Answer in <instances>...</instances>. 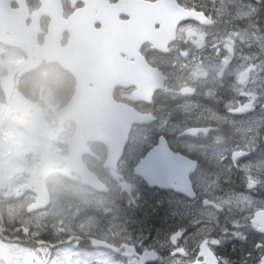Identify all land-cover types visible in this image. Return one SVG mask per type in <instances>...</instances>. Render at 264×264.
Listing matches in <instances>:
<instances>
[{"label":"flooded vegetation","instance_id":"af4514ba","mask_svg":"<svg viewBox=\"0 0 264 264\" xmlns=\"http://www.w3.org/2000/svg\"><path fill=\"white\" fill-rule=\"evenodd\" d=\"M62 1L65 19L70 18L75 12H79L85 8L82 3L73 5L69 0ZM149 1L156 2L158 0ZM228 2L233 5V8H236L234 5L238 1L228 0ZM27 3L30 15L41 7V0H27ZM0 5L8 12L9 17L10 11H14L17 8L15 0H0ZM228 5L229 3H227ZM220 6L224 10L223 0H221ZM221 14L219 13V16ZM96 18H100V16L97 15ZM120 19L127 21L128 16L122 14ZM32 22L33 20L30 17L26 19L27 25H31ZM51 23L52 19L50 17L45 16L41 18V31L38 35L40 44L45 42ZM95 27L100 28V25L95 24ZM161 27L162 24L157 23L155 30H161ZM12 28L13 20L9 19L8 29L12 30ZM180 29L182 31L179 32V36L176 34L175 42L169 45L166 53L152 48L153 46L148 42L142 46V51L146 58L150 62H153L151 64L162 69L163 73L168 77L165 88L155 92L156 105L154 108L159 110L157 118L164 115V112L168 114V121L165 120L163 123L165 126H168L170 137L171 81L179 80L177 82L184 84L181 74L191 67L192 59L195 60L198 57L197 53L200 52L198 47L204 41L207 31L205 27L192 22L181 24L178 30ZM170 37L171 35L168 31V39ZM68 39L69 34L64 33L62 44H67ZM15 53V48L0 45V59L3 60L4 58L11 62H20L25 59V55H23L20 60L16 61ZM95 68V61L90 60L88 62L87 74L82 69H77V72L79 75L91 77L95 73ZM49 70L56 73L59 87L53 86L55 88V95L52 98L54 106L49 108L48 114L43 117V120L47 122L48 128L57 124L59 109L72 98L78 81L72 74L63 70L61 66L47 63H43L38 69L28 74L16 77V87L27 98V107L8 118H5L7 104L1 87V80L7 75V72L0 66V123L3 122L5 125H9L6 124L9 123L8 121H15L34 126L35 119L41 117L34 104L40 94V83L44 79L43 74ZM178 76L180 79H177ZM180 84L178 83L179 86ZM191 85L192 83L189 85V88ZM57 104H59V108L56 107ZM211 114L213 115L214 113L210 111ZM58 131L57 129L56 133H53L56 139ZM169 144L171 145V143ZM48 146L49 150L53 149L57 151L59 149L58 152L63 150V147L56 141H51ZM94 146L97 152L106 154L105 148L97 145ZM220 153L221 155L226 154L227 151ZM61 154L65 156L70 155L67 150ZM40 155L37 156L36 162L32 163V170L36 169ZM241 156L242 154L235 159L236 154L233 156L226 154L222 155L221 159H218L225 165H230L229 161H232L235 167L244 168L242 165L238 166L239 164H243ZM200 158L202 159L203 167L199 174L205 175L206 178L210 179L216 172L214 158H202L201 156ZM62 170L63 168L49 169L45 166L41 170L40 179L45 182L51 195L50 205L45 210H31L38 201L37 194L31 189V173L26 174L25 178H23L24 182L18 187L13 188L12 184L9 183L8 186L2 187L4 192H0V205H5L11 209L12 223L9 226V235L13 237L15 242L24 243L27 248L33 246L40 247L47 258L45 264L48 262L50 253H54L56 255L54 259H57L59 262L61 259L57 258L58 253L62 251L67 254L64 261L66 264H85L86 261L82 258L83 256L89 257L88 264H140L144 260L147 261L146 264H192L195 262L207 264L205 257L201 255V244L203 242H206L216 254L219 264L263 263L264 231L260 230L257 224L249 222L245 245L240 244L241 241L238 237L231 239L232 242L227 241L230 238L228 234L232 231L233 226L244 223L243 219L231 216L227 217L230 214L227 212L223 215H217V217L223 218H217L216 223L218 225L215 230L211 229L207 224L202 225L201 227L203 228L184 227L186 229L183 230L182 235L173 241L171 233L176 230V226L172 225L171 227V216H168L165 220L169 224L167 234L160 230L146 228V221L142 219L144 217L143 211L150 205L146 206L147 194L150 188L139 179V182L133 183L137 177L135 178L131 172H123V169H118L117 171L103 170L102 172H105V177L112 178V182L108 183L106 181V190L104 193L99 194L87 188L81 182L72 184L60 180ZM59 171L61 173H58ZM237 174V172H234L226 178L223 174L221 177L223 184L230 189L235 200L241 197V195L234 192L232 187L247 193L245 186L236 182V177L239 175ZM127 176H134V180L127 183L125 181V179L129 178ZM240 178L243 177L240 176ZM101 179L104 181L103 178ZM18 181L20 182V180ZM58 184H63L66 199L57 200L53 195V189ZM159 204L161 205V202L158 199H154L151 204L155 209L153 220H158L156 217ZM169 207L171 213V205ZM209 207L215 208L213 205H209ZM136 211L138 215L135 213ZM233 214L236 216L243 215L242 212H233ZM201 216L208 217L205 213H201ZM137 221L139 223L134 224ZM162 222L160 225H162ZM152 224L155 225V222ZM213 232L220 234L219 237L214 236ZM239 232L242 233L243 230ZM96 240L104 241L108 246L97 244ZM221 241H224L222 246L220 245ZM127 244L134 246V250L130 251L126 247ZM242 250H245L248 262L238 261L241 258ZM75 254H77V257H75ZM224 258L232 262L225 261Z\"/></svg>","mask_w":264,"mask_h":264},{"label":"water","instance_id":"95a60500","mask_svg":"<svg viewBox=\"0 0 264 264\" xmlns=\"http://www.w3.org/2000/svg\"><path fill=\"white\" fill-rule=\"evenodd\" d=\"M18 1L21 2V0ZM124 3L119 2L114 5V9L110 8V10H107L109 6H112L108 0H105V2L98 0L87 1L89 7L99 9L102 14H106L104 20L105 26L109 25L111 19L113 21L115 14L120 9H123V11L127 10V13L132 17L131 33L134 43H132L131 39H128L125 45L129 51H132L129 56L135 60H121V62H118L115 58L114 44L109 51L110 56L107 59V72L104 76V81L102 83L95 82L97 88L93 91L88 92L81 89L64 108V111H61V118H69L77 123V131L70 145L74 159H63V162H67L69 171L73 170L81 175L83 183L94 188L102 187V185L82 162L81 156L84 153L82 146L89 140L104 143L109 149L106 166L115 168L117 162L123 156L133 126L135 124H147L153 120L151 115L142 114L132 105L116 102L113 98L114 88L117 86H135L136 90L133 93V99L135 101H150L154 91L163 87L164 81V76H162L161 72L150 67L138 50L144 41L154 43L153 39L155 37L153 35L155 34L147 18L157 14L159 10L158 6L150 3L141 4V1H127L129 6H125ZM191 13H194V15ZM139 16L144 18L142 28L140 25V33L137 31L138 25L142 22ZM171 16L206 22L201 14L179 10L173 7V5H171ZM72 24L73 21L69 23V25ZM119 25L122 30L126 29L121 23ZM127 25L129 27L130 23H127ZM105 32L106 30L103 27L100 33L105 34ZM0 40L25 50L29 47L28 33L23 29L17 30L15 37H0ZM59 40V37H51V45L39 51V61L36 64L44 59L48 60V62H54L58 60V57L66 58L67 54L71 53L74 48H77L73 38L66 47L59 45ZM114 41L116 40L114 39ZM99 43L104 45L109 43V40H101ZM24 65L25 63L22 64V66ZM6 66L10 71V75L4 80L3 88L9 97L14 92V75L22 66L13 64H7ZM24 104V98L14 97L10 102L7 115H11L13 112L21 109ZM61 162L62 159L58 157L53 160L55 165H60ZM197 166V162L181 154L174 153L165 138L161 137L159 144L152 148L141 163L135 167V172L143 176L151 186H159L166 189L171 188L190 198H195L196 194L192 188L190 174L197 169ZM261 213H257V216ZM262 215L264 216V213Z\"/></svg>","mask_w":264,"mask_h":264},{"label":"rangeland","instance_id":"374dc122","mask_svg":"<svg viewBox=\"0 0 264 264\" xmlns=\"http://www.w3.org/2000/svg\"><path fill=\"white\" fill-rule=\"evenodd\" d=\"M231 46L232 44H229L227 40H219L216 41L212 47L208 49L204 48L206 52L204 56H198L194 61L195 68L186 71L185 75L190 77L192 82L198 83L199 81L204 82L210 80L211 74L221 75L227 71L229 74L235 75L238 78L244 71H251V76L246 82L239 83L238 81L236 84V87L241 89L240 98L236 101L238 104L237 109H240L243 115L237 117L236 114H234L235 117L233 119L235 122L244 124L245 126L243 127H246L245 130L249 129L250 132H248V134L252 135L249 143L250 147L246 148V150L249 151L252 143L255 144L258 137L264 136L262 134L264 126V45L260 46V49L253 50L251 54L247 56H234L232 53L235 54L236 49L235 47L231 48ZM224 50L226 52L225 55ZM209 68L212 70H209ZM187 90L191 92L190 88ZM51 103L52 106H54L53 100ZM16 128L14 129L13 125L4 126V124H0V189L4 186H8L9 183L12 184L13 188L18 187L24 182H18V180L23 179L25 175L30 172L35 157L39 155V153L46 151L45 144L49 145L51 141L59 142L67 139L65 129H58V137L56 139L53 133H56L57 129L52 127L45 132L44 135L41 133L39 137H34V134L38 132L29 133L23 127ZM63 133H65V135ZM244 133L247 134V132ZM41 137H43V139ZM236 144L239 147L234 146V150H241L240 148L244 149L241 144ZM231 145H233L232 139L224 138L221 140L216 139L214 147L215 151L222 152L227 149L230 150ZM26 153L28 154L26 155ZM258 154L260 156L264 155L260 149ZM246 160L248 161V159ZM259 160L263 163L261 166H264V157ZM249 161L253 162L252 158H250ZM261 166L258 170L256 167L254 168L253 172L256 173V175L260 173ZM198 178L201 180V182H199L201 186L214 184L216 187H219L215 177H212L210 181H207L204 175H199ZM250 183H255L256 185L264 187L263 184H261L262 180L255 177V175L254 178L250 180ZM251 189L254 190L253 193H258V191L255 190V186H252ZM221 195L229 198L231 200L230 203H232V200L235 201L234 205L239 209L246 207V209L253 210V208L261 204L264 205V197L259 195L245 194L235 200L233 194L228 189L221 191ZM212 196L215 197V193H213ZM204 212L208 214L214 213L212 210H205ZM77 254H75V257H77ZM66 255L67 254L63 251L58 253L57 258L59 260L61 259L58 262L57 259H54L56 255L50 253L47 264H66V262H64ZM82 258L86 261L85 264L89 263V257L83 256ZM46 259L42 249L38 246L29 247V249L26 250L8 242L6 239L0 238V264H45Z\"/></svg>","mask_w":264,"mask_h":264},{"label":"bare ground","instance_id":"6f19581e","mask_svg":"<svg viewBox=\"0 0 264 264\" xmlns=\"http://www.w3.org/2000/svg\"><path fill=\"white\" fill-rule=\"evenodd\" d=\"M237 1L238 2L234 5L236 6V8H233V5H231L230 2H228V0H223L224 13H222L219 16V19L221 20L220 26L224 27L226 31H232L233 33H235L239 37L240 41L242 42H243V39L241 37V33L245 29H252V28L254 29L255 27H257L258 39L256 42V49H260V46L264 45V19H263L264 12H262L264 10V0H237ZM226 2L229 3L228 6ZM215 88L218 89V87H215ZM190 89L192 91L191 97L190 98H180L178 101L179 109H177V111L174 114L175 116L173 118V121L176 127L177 125L180 124L184 128L194 126L196 128L201 129V128L206 127L207 125H211L215 128V133L212 136V138H216L221 133L225 138L232 139L233 143H238V144H243V145H248L250 143L252 135L248 134V132L250 131L249 129H246L247 130L246 131L245 130L246 127H226L225 128L221 125L220 111L218 110V108H214V107L211 108L210 111L213 112L214 114L213 115L211 114L207 120L197 118L194 115L193 110H191L192 105L194 103H199V102H201V104L208 105V103H206V100L208 99V93H207L206 88L200 83H192ZM221 90L223 92L224 91L234 92L233 84L220 88L219 91ZM163 116L168 117V114L164 112ZM190 122H191V125H190ZM194 124H199V125H194ZM244 132H247V134H245ZM258 139L259 138H257V140ZM209 140L213 141L211 137L202 138L201 141L202 143H206ZM198 154L202 158H210V157L214 158L212 154H208L206 151L204 152L202 150L198 151ZM243 165H245L249 173L250 172L252 173L255 167L258 170L261 166L260 164L257 165L256 163H253V162H244ZM221 173L226 174L227 172L222 171ZM233 173L234 172H231L230 174H233ZM232 190L241 196L246 194L245 191L238 190V188L232 187ZM151 207H153V205H149L147 209H151ZM153 210L155 209L153 208ZM194 219H195V216L192 214L190 215L171 214V227L172 225H175L176 229H178L182 227L184 228V227L191 226ZM153 222H155V225L152 224ZM161 222L162 221H159V220H153L151 222L146 221V224H147L146 228L160 230L167 234L169 230V224L167 221H164L162 222V225H160ZM159 225L160 227H158Z\"/></svg>","mask_w":264,"mask_h":264},{"label":"trees","instance_id":"16d2710c","mask_svg":"<svg viewBox=\"0 0 264 264\" xmlns=\"http://www.w3.org/2000/svg\"><path fill=\"white\" fill-rule=\"evenodd\" d=\"M264 12V10L262 11ZM264 19V18H263ZM219 22H221V20H219ZM221 34L227 32L225 30L224 27H221L220 30ZM206 87V86H204ZM223 88V87H222ZM209 93V92H208ZM230 95H233L231 91H222L219 92L217 91V93L215 94V92L212 93V95H208V99L206 100V103H208V105L206 104H201V102L199 103H194L192 105V109L193 110V113L194 115L197 117V118H204L207 117V115L205 114V111H210L212 107L214 108H218L219 110V107L222 105V102H225ZM217 105L219 107H217ZM137 108L141 109V105H136ZM177 109H179V102H176L175 99H173L171 97V116H175V112L177 111ZM152 110L154 111V107L152 108ZM163 115H161L160 117H162ZM165 116L162 117V119L164 118ZM190 125H191V122H190ZM194 125H199V124H194ZM226 128V127H225ZM155 128L151 129V128H138L136 130H134V134L132 135V140L127 148V151H126V156H125V162H124V166L121 168L123 169V172H132L133 170V167L134 165L144 156V154L148 151V149L153 146L156 142H157V139L159 137V131H155L154 130ZM264 134V132H263ZM169 138V141L171 143V146L174 148V149H177V150H180L184 153H187L189 154L190 156L194 157V158H197V159H200L199 157H196L197 154L195 152H192V151H188L187 149L185 148H182L180 147L175 141H173L172 139V136L171 138ZM205 144L202 143L201 145H199V147H203ZM100 148V147H98ZM217 166V165H216ZM219 171L216 170L215 173H217ZM227 172L226 174H224V177H228L230 176V173L231 172H235V169H233V167H231L230 169H228V171H225ZM244 173V171L242 172ZM218 176L222 177L223 174L221 173L220 175L217 174ZM101 177L103 179H105L108 183L112 182V178H108V177H105V172H102L101 173ZM240 185H244L246 187V182L243 178H240L238 181H237ZM160 202H161V207L159 206L158 210H157V217L159 221H165V219L168 218V216H171V214H175V215H189L188 213L191 212V210L185 206L184 204L180 203V201L178 200V197H175L174 198V207H171V213L167 211V208L166 206L164 205L168 199L167 197H160V199H158ZM153 201H149L148 202V205L152 204ZM154 207H151V209H146L147 212L146 214L144 215L143 217V221H147V222H151L153 221V216H154V211L153 210ZM159 213V214H158ZM240 262H248V257L246 256V253H245V250H242V253H241V258L239 260ZM232 262V261H231Z\"/></svg>","mask_w":264,"mask_h":264},{"label":"clouds","instance_id":"9594fccd","mask_svg":"<svg viewBox=\"0 0 264 264\" xmlns=\"http://www.w3.org/2000/svg\"><path fill=\"white\" fill-rule=\"evenodd\" d=\"M182 29L178 30L177 36H179V32ZM176 37H174L175 39ZM44 79L40 83V94L38 99L35 101V108L41 115V124L47 126V122L43 120V117L48 114L49 108L52 106V98L55 95V88L53 86L59 87L57 81L58 77L55 72L52 70L46 71L44 74ZM59 108V104L56 105ZM64 111V109H61ZM157 117H153V123L155 124ZM43 139V137H41ZM46 150H49V146L47 144L44 145ZM53 195L57 200H62L65 195V188L63 184H58L53 189Z\"/></svg>","mask_w":264,"mask_h":264}]
</instances>
